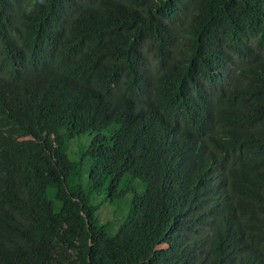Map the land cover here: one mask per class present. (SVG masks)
Instances as JSON below:
<instances>
[{"label":"trees","instance_id":"obj_1","mask_svg":"<svg viewBox=\"0 0 264 264\" xmlns=\"http://www.w3.org/2000/svg\"><path fill=\"white\" fill-rule=\"evenodd\" d=\"M0 264H264V0H0Z\"/></svg>","mask_w":264,"mask_h":264}]
</instances>
